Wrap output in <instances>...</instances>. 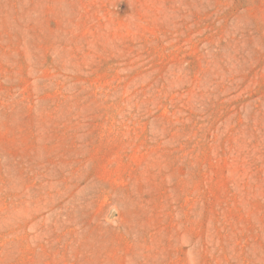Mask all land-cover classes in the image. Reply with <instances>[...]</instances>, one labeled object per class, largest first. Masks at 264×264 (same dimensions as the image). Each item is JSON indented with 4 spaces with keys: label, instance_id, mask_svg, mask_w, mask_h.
<instances>
[{
    "label": "rangeland",
    "instance_id": "1",
    "mask_svg": "<svg viewBox=\"0 0 264 264\" xmlns=\"http://www.w3.org/2000/svg\"><path fill=\"white\" fill-rule=\"evenodd\" d=\"M0 264H264V0H0Z\"/></svg>",
    "mask_w": 264,
    "mask_h": 264
}]
</instances>
